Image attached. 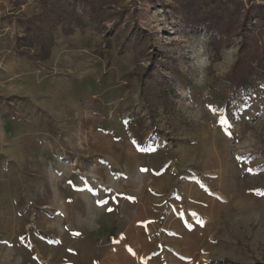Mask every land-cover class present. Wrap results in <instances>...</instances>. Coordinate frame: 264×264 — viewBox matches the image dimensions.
I'll use <instances>...</instances> for the list:
<instances>
[{"label":"rangeland","instance_id":"rangeland-1","mask_svg":"<svg viewBox=\"0 0 264 264\" xmlns=\"http://www.w3.org/2000/svg\"><path fill=\"white\" fill-rule=\"evenodd\" d=\"M208 1L73 0L38 59L0 0V264H264V72Z\"/></svg>","mask_w":264,"mask_h":264},{"label":"trees","instance_id":"trees-1","mask_svg":"<svg viewBox=\"0 0 264 264\" xmlns=\"http://www.w3.org/2000/svg\"><path fill=\"white\" fill-rule=\"evenodd\" d=\"M72 1L41 0L39 14L23 22L25 39L21 47L36 48L32 57L44 59L49 55L54 30L67 14L73 13L69 8ZM78 1L82 2L87 14L94 17L103 7H116L121 0ZM204 4L206 9L194 7L184 14L183 20L189 26L201 25L223 36H241L239 49L242 55L236 59L228 74L231 83H239L240 79L252 73L257 68L254 63L264 72V3H256L254 0H209ZM124 40L127 45L136 43L127 37ZM261 167L264 168V163Z\"/></svg>","mask_w":264,"mask_h":264}]
</instances>
